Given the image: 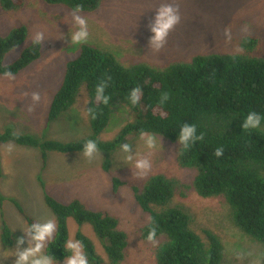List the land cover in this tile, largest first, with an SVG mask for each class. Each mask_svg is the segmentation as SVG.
I'll use <instances>...</instances> for the list:
<instances>
[{"label": "rangeland", "instance_id": "374dc122", "mask_svg": "<svg viewBox=\"0 0 264 264\" xmlns=\"http://www.w3.org/2000/svg\"><path fill=\"white\" fill-rule=\"evenodd\" d=\"M164 5L173 6L180 21L169 32L164 46L154 51L148 45L150 27L157 10ZM74 15L85 18L88 24L87 41L78 45L71 44V34L77 30ZM21 25L27 28L28 39L6 56L5 63L15 61L38 32L42 36L41 57L15 77H0V135L11 129L39 141L70 142L90 135L84 87L67 113L56 121H47L64 66L79 55L82 45L108 51L125 66L146 63L164 68L205 54L248 53L264 58V0H102L99 10L92 14L47 6L43 0H24L23 8L18 11H0V35ZM225 29L231 33L230 43H225ZM251 37L259 44L247 52L242 49L241 42ZM33 93L39 95L35 103L31 99ZM132 120L125 109L118 108L100 139L113 140ZM153 138L156 146L152 149L145 146L140 136L128 139L127 153L123 147L109 154L97 150L91 159L83 152L48 153L44 167L39 148L0 144V233L5 223L13 241L10 248L3 247L0 242V253L22 251L30 244V234L24 231L26 220L13 202L36 222L49 219L55 222L43 201L47 193L61 203L78 201L90 210L117 219L128 242L122 264H156L154 252L161 240L147 242L141 238V230L149 216L137 205L132 186L141 187L150 177L162 175L179 183L170 205L182 208L189 215L192 230L204 241L205 232H211L220 240L221 264H263L264 246L249 240L234 227L225 201L220 197H199L191 187L194 172L176 163V146L162 138ZM8 145H12L11 151L7 150ZM126 155L133 159L127 160ZM105 158L111 161L109 173L101 167ZM136 159L149 162L143 174L134 167ZM114 177L124 183L116 193L112 192ZM78 231L93 242L100 255H104L99 239L89 226L78 227L68 220L69 239H75ZM17 239L23 240L19 246ZM15 259V255H9L0 259V264H14Z\"/></svg>", "mask_w": 264, "mask_h": 264}, {"label": "trees", "instance_id": "16d2710c", "mask_svg": "<svg viewBox=\"0 0 264 264\" xmlns=\"http://www.w3.org/2000/svg\"><path fill=\"white\" fill-rule=\"evenodd\" d=\"M47 6H61L67 10L79 5L78 13L92 14L99 10L102 0H43ZM24 0H0V11L22 9ZM28 39L25 26L12 28L0 35V77L5 71L15 77L26 71L41 57V42H29L19 57L5 63L6 56L20 48ZM259 42L244 38L242 49L253 51ZM104 84L102 96L107 104L94 99L95 88ZM140 87L136 105L129 102L134 87ZM87 94L86 113L90 135L75 141H39L29 135L7 129L0 135V144L14 143L28 148H39L42 167L48 153L77 154L83 152L87 140H93L97 149L113 153L123 147L129 138L146 133L176 146V163L182 169L192 170L191 187L202 198H222L229 206L234 227L249 240L264 246V121L257 130L243 129V117L249 112L264 116V58L246 54L196 55L190 61L174 62L164 68L146 63L125 66L108 51L82 45L79 55L64 66L63 78L54 94L47 121L60 119L76 103L81 88ZM167 99L160 103L161 96ZM118 108L125 109L132 121L124 125L111 141H102ZM93 110L89 113V110ZM89 113V114H88ZM195 125L196 135L187 151L178 142L179 128ZM220 155L216 156V149ZM102 170L109 173L111 161L105 158ZM112 192L124 185L112 178ZM178 182L162 175L150 177L141 187L132 186L139 208L154 221L155 236L146 239L148 223L141 230L147 242L161 240L154 252L156 264H221L223 247L218 237L205 232V241L191 228L189 215L178 206H171ZM41 188L44 187L41 184ZM43 201L55 218L53 238L44 251L57 264H64V243L69 240L68 220L78 227L89 226L103 249L100 255L93 242L78 231L76 240L84 244L89 264H122L125 260L127 236L119 229L117 219L86 208L78 201L61 203L44 193ZM25 218L27 226L37 223L28 217L22 207L13 202ZM3 247H12L11 230L3 224L0 233ZM264 264V263H263Z\"/></svg>", "mask_w": 264, "mask_h": 264}, {"label": "clouds", "instance_id": "9594fccd", "mask_svg": "<svg viewBox=\"0 0 264 264\" xmlns=\"http://www.w3.org/2000/svg\"><path fill=\"white\" fill-rule=\"evenodd\" d=\"M73 13H78L81 11L79 5H76L72 9ZM73 21L77 26V30L71 34V44L78 45L87 41L88 38V24L85 18L74 15ZM180 16L177 10L171 5H164L157 10L154 17V21L150 27V38L148 40V45L154 50L158 51L161 49L169 35V32L179 23ZM246 31V29H244ZM225 43H230L232 40L231 33L228 29L224 30ZM41 33H37L33 38V43L38 44L41 40ZM4 75L11 78L12 73L5 71ZM104 91V84L100 83L99 86L95 88L94 99L99 100L102 104H107L108 97L102 96ZM140 92V87H134L129 94V102L132 105H136L137 94ZM32 101L35 103L39 100V95L33 93L31 96ZM167 99V94H163L160 99L162 104L163 100ZM93 110H89L91 113ZM88 113V114H89ZM262 121H264V116L258 112L249 111L243 117V129L257 130L262 127ZM196 126L193 125H183L179 128L178 142L183 145L182 151H187L194 141L202 139V136H197ZM141 139L143 140L145 146L148 149H152L156 146V141L151 134L141 133ZM8 151L12 150V145H8ZM97 144L93 140L85 141L83 145V155L87 158H92L97 152ZM128 145H123V151L127 153ZM220 149L217 148L215 155L219 156ZM126 159H133L126 155ZM149 162L147 159H136L134 167L139 170L141 174L149 168ZM56 229V224L53 220L49 219L44 222H37L27 226L24 230L25 233L30 234V244L24 250L9 253L5 250L0 253V259L7 258L9 255H15L16 259L14 264H57L55 258L50 255L49 252L44 251L45 243L50 241L53 237V233ZM155 236V226L154 221L151 218L148 219V231L146 239L152 241ZM23 243V240L17 239V245ZM64 251L66 253L64 257V264H89L88 256L84 251V244L80 240L69 239L64 243Z\"/></svg>", "mask_w": 264, "mask_h": 264}, {"label": "crops", "instance_id": "0c3cea01", "mask_svg": "<svg viewBox=\"0 0 264 264\" xmlns=\"http://www.w3.org/2000/svg\"><path fill=\"white\" fill-rule=\"evenodd\" d=\"M46 163H47V161H46ZM40 187H41V183H40ZM44 196V195H43ZM23 209V208H22ZM25 212V211H24ZM27 215V214H26Z\"/></svg>", "mask_w": 264, "mask_h": 264}]
</instances>
